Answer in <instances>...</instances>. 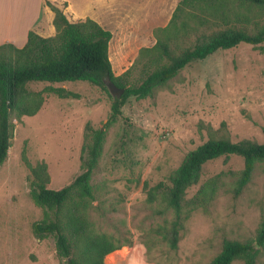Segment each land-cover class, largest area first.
<instances>
[{
	"label": "rangeland",
	"instance_id": "obj_1",
	"mask_svg": "<svg viewBox=\"0 0 264 264\" xmlns=\"http://www.w3.org/2000/svg\"><path fill=\"white\" fill-rule=\"evenodd\" d=\"M130 2L141 14L143 1ZM155 30L154 39L142 35L141 46H134L130 57H118L113 50L110 59L117 76L133 66L142 48L156 45ZM40 32L49 34L47 29ZM29 87L49 91L39 113L14 120L9 157L0 167V264H65L54 237L40 240L34 233L33 225L44 212L30 194V167L46 163L53 189L71 184L82 172L87 127L101 128L109 121L113 100L83 81ZM61 88L68 96L52 91ZM210 138L264 142V44L219 50L187 66L154 96L127 100L118 121L107 129L94 179L96 200L88 216L96 233L132 244L107 255L105 264H211L225 240L256 239L264 219V164L236 196L245 163L235 155L208 162L199 184L188 190L190 200L207 182L216 185L212 201L185 222L176 250L155 233L175 214L163 194L151 200L150 189L169 184L186 156ZM259 250L257 264H264V248Z\"/></svg>",
	"mask_w": 264,
	"mask_h": 264
},
{
	"label": "trees",
	"instance_id": "obj_2",
	"mask_svg": "<svg viewBox=\"0 0 264 264\" xmlns=\"http://www.w3.org/2000/svg\"><path fill=\"white\" fill-rule=\"evenodd\" d=\"M48 5L55 14L54 36L43 37L31 31L22 48L12 43L0 46V167L9 157L14 120L35 116L45 103L49 90L34 91L31 83L83 81L107 92L113 100L111 116L101 128L88 125L82 172L71 184L60 189L49 187L46 163L31 166L29 177L31 197L44 212L43 219L33 225L35 235L40 240L54 237L58 256L65 264H105L107 255L132 244L121 243L114 235L96 233L88 216L96 200L94 179L107 129L118 121L129 98L154 96L190 64L241 44H264V0H181L169 24L155 30L156 45L142 48L133 66L119 76L109 56L112 32L91 18L72 22L62 9L50 2ZM202 28L206 31H200ZM138 68L140 77L136 79ZM109 82L125 89L124 94L112 96ZM52 91L61 97L69 94L63 88ZM232 155L242 157L245 163L234 189L239 196L251 183L257 167L264 164V142L210 138L186 156L172 172L169 184L150 189L151 200L163 194L167 207L174 211L170 222L155 229L172 250L178 248L191 213L212 201L216 185L207 182L190 200L186 199L188 190L199 184L208 162ZM260 248H264V219L254 241L225 240L222 252L211 264H233L237 260L257 264Z\"/></svg>",
	"mask_w": 264,
	"mask_h": 264
},
{
	"label": "crops",
	"instance_id": "obj_3",
	"mask_svg": "<svg viewBox=\"0 0 264 264\" xmlns=\"http://www.w3.org/2000/svg\"><path fill=\"white\" fill-rule=\"evenodd\" d=\"M124 1L0 0V46L12 43L22 48L27 44L31 31L43 37L54 36L55 14L48 5L50 2L62 9L72 22L91 18L107 30L111 29L109 31L113 36L109 45V56L115 50L118 57H130L135 51L133 47L141 46L139 43L142 35L147 33L154 39V30L168 25L181 0H141V14L132 6V0ZM44 29L49 34L40 32Z\"/></svg>",
	"mask_w": 264,
	"mask_h": 264
},
{
	"label": "water",
	"instance_id": "obj_4",
	"mask_svg": "<svg viewBox=\"0 0 264 264\" xmlns=\"http://www.w3.org/2000/svg\"><path fill=\"white\" fill-rule=\"evenodd\" d=\"M108 88L110 89V91L114 97H121L125 92V89H121V88L117 87L112 82L108 83Z\"/></svg>",
	"mask_w": 264,
	"mask_h": 264
}]
</instances>
